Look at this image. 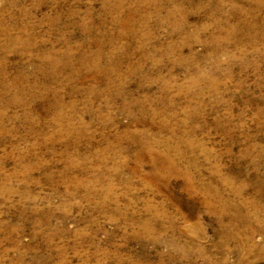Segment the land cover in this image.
<instances>
[{"label": "rangeland", "instance_id": "374dc122", "mask_svg": "<svg viewBox=\"0 0 264 264\" xmlns=\"http://www.w3.org/2000/svg\"><path fill=\"white\" fill-rule=\"evenodd\" d=\"M0 74V264H264V0H0Z\"/></svg>", "mask_w": 264, "mask_h": 264}, {"label": "bare ground", "instance_id": "6f19581e", "mask_svg": "<svg viewBox=\"0 0 264 264\" xmlns=\"http://www.w3.org/2000/svg\"><path fill=\"white\" fill-rule=\"evenodd\" d=\"M142 2V1H141ZM222 2V1H221ZM220 2V3H221ZM254 3V2H253ZM220 5V4H219ZM256 7V6H255ZM253 8V13L255 12V11H257V9L259 8V6L257 5V7L256 8ZM251 11V10H250ZM259 11V10H258ZM170 12V11H169ZM256 14V13H255ZM170 16V15H169ZM172 16V15H171ZM124 18V17H123ZM173 18V17H172ZM250 22V21H249ZM244 25V24H243ZM247 24H245V26H246ZM247 27V26H246ZM248 29V28H247ZM246 31V30H245ZM252 33V32H251ZM14 39V38H13ZM257 39V38H256ZM32 43V42H31ZM22 46V45H21ZM60 55V54H59ZM96 55V54H95ZM98 55V54H97ZM58 59V58H57ZM60 59V58H59ZM50 60H51V58H50ZM86 61V60H85ZM47 62V61H46ZM49 62V61H48ZM53 63H54V61H53ZM5 64V63H4ZM61 66V65H60ZM69 66V65H68ZM67 70V69H66ZM1 75V74H0ZM47 77V76H46ZM28 85V84H27ZM214 85V84H213ZM214 87V86H213ZM213 87H212V89H213ZM7 90V89H6ZM21 101V100H20ZM7 103V102H6ZM11 106V105H10ZM60 109V108H59ZM1 116V115H0ZM59 118V117H58ZM2 120V119H1ZM57 121V120H56ZM55 121V122H56ZM60 127V126H59ZM160 140V139H159ZM156 143V142H155ZM158 145V144H157ZM146 149V148H145ZM176 149V148H175ZM181 151V150H180ZM181 154V153H180ZM177 156V155H176ZM171 166V165H170ZM155 168V167H154ZM167 168V167H166ZM178 173H180V172H178ZM160 174V173H159ZM209 197V196H208ZM227 205V204H226ZM238 212V211H237ZM154 232V231H153Z\"/></svg>", "mask_w": 264, "mask_h": 264}]
</instances>
